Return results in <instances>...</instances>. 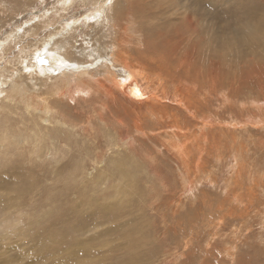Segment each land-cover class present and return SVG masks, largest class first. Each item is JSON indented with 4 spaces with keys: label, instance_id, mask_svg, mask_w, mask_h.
I'll list each match as a JSON object with an SVG mask.
<instances>
[{
    "label": "rangeland",
    "instance_id": "rangeland-1",
    "mask_svg": "<svg viewBox=\"0 0 264 264\" xmlns=\"http://www.w3.org/2000/svg\"><path fill=\"white\" fill-rule=\"evenodd\" d=\"M57 1L0 0V45L14 35L0 48V138L11 135L0 147V264H264V0H126L124 48L133 62L144 53L154 87L189 108L107 96L78 75L82 93L52 96L45 115L37 98L8 100L15 78L37 74L45 96L68 91L74 73L45 80L53 44L40 66L17 60L54 36L63 43L65 23L97 10L64 0L68 12L46 22ZM88 27L69 31L87 34L73 46L92 33L95 46L120 40L113 25ZM173 125L189 139L181 155Z\"/></svg>",
    "mask_w": 264,
    "mask_h": 264
},
{
    "label": "bare ground",
    "instance_id": "bare-ground-1",
    "mask_svg": "<svg viewBox=\"0 0 264 264\" xmlns=\"http://www.w3.org/2000/svg\"><path fill=\"white\" fill-rule=\"evenodd\" d=\"M60 1H61V3H60ZM257 1H259V2L261 1V3H263V0H257ZM72 2H74V0H72ZM59 3H60V6H59ZM79 3L81 5H83L84 7L86 6V10L87 9L91 10V8L92 9L97 8V10H91L89 13H86V14L79 16V17L73 16V19L71 22L65 23L64 26L67 29L65 30V28H63L60 30V33L63 35V37H62L63 43L60 44V43L54 42L52 40L56 37V36H54L50 40V42L48 40H46L43 43V47H38V48L32 47L33 49H30V52L27 51L25 53H22V55H20V56L18 55L20 58L17 60L18 64H20L21 62L24 63L27 66L26 70L28 71V69L31 67L29 65V61L31 58H33L35 61V64L32 63V66H35V67L40 66L45 54L47 53V51H50L49 47L52 44L57 46L54 49H52L50 52H48V54L46 55V56L54 57L53 58L54 65L52 64V66H50V64H47V66H46L47 71L42 72V74L46 75L45 80H47L49 77L51 78V73H56L59 76H63V75L68 76V75L74 73L73 74V81L69 85L70 89H68V91L64 92L63 87H60L58 84H55L56 88L58 90H61V92H59L57 89L56 90L51 89L50 91L48 90L47 92H44L46 94L44 96V95L40 94L41 87H39V84L37 82V79H38L37 74H34V75L27 74V76L26 75L25 76L20 75V77L22 78L21 83H19V81L15 78V82L12 85L13 86L12 88L14 90L13 93H16V94H14V95L10 94L11 96L9 95L10 97L8 100L13 101L18 96V94H22L24 96V99H31V102L27 103V105L29 107H33V106L38 107V103L36 102V98H37L43 104L42 109H46V112H44V114L48 115V111H52L55 108V107H53V104L55 102H57L56 99H54L55 102H53V100H50V98L52 96L56 98V95L58 94V95H63V97H61L62 99L71 98V100H74L78 97L77 95L82 93V91H79V89H77V87L75 88V82H76L77 77L79 75V76L83 77V78H78L79 80L82 81V83L85 84L88 82L86 85H88V84H89V86L92 85V86H90V88H94V87L98 86V88H101L102 92L104 91V92L108 93L107 96L111 95L114 97L113 93H115L116 91H118V93H120V92L123 93V91H126V92L130 93V95H133L135 98H137V99L140 98L136 101H140L141 103L150 102V101L151 102L152 101L153 102H160V101L163 102L164 100L169 99V101L172 100V103H176L178 105H181L186 109L189 108L188 104L185 103L184 97L180 96L179 94H176L173 98L169 97L171 94L168 97H166V96H163L156 87H154L155 83H160L161 78L159 76H158L159 77L158 79L154 78L150 71L144 69V68H146V69L148 68L144 65H150L145 60L146 57H144L145 56L144 53L140 52L141 56L139 57V59H137V56H136L135 57L136 62H133V60L131 59L133 56L132 55L129 56L128 49L126 50L124 48V47H127V44L129 43L128 41L126 43V40H130V38H133L132 36L129 35L130 38L128 37L129 39H127L125 37L126 34L124 35V33H127V31H128L127 29L130 27L129 26L130 23L127 25H124L125 22H121L119 20V18L121 17V15H120L121 14V8L120 7L121 6L127 7L126 0H80ZM53 9H54L53 13H50L51 9L47 8L45 10V12L42 14L41 17L48 15L46 22L51 21L53 14H56V13H58V14L61 13V17H62L66 12H68V10L70 8L68 7L67 4L65 5L64 0H58L57 1V7L53 8ZM77 15H81V14H77ZM58 17H60V15H58ZM70 17H72V16H70ZM67 19L68 18H66V19L62 18V20L68 21ZM104 19H107V20L105 22H103ZM91 20L93 21V24H92ZM81 22L82 23L85 22L86 24H88L89 27L87 29H89L91 31V33L97 27H104L106 29L108 26L113 25L115 34L118 36L120 34V40L116 41V44L114 43V44L110 45L111 49L108 48L109 47L108 45L102 46V44H99V46H95L94 44H90V41L94 40L93 33H92L89 35L90 38L88 39V41L86 43H84V44L81 43V45L79 47L76 45L73 46V42H72L73 40H75L76 44H77L79 41L78 38L86 39V36H87L86 33H82L81 35L78 36V38L73 37L72 35L68 34L70 30L74 29ZM255 24H256V27H258L257 23H255ZM109 28L110 27H108L106 30H108ZM37 29L38 28L34 25V26L30 27L27 31L33 32L34 30H37ZM77 29H79V28H77ZM77 29H74V30H77ZM136 30L138 33L141 31L139 27ZM151 32L153 33V30H151ZM138 33H134L136 37L139 36ZM162 35H164V34H160V37ZM13 36L14 35H11L7 40H5L0 45V48L1 49H7L6 47L8 46L7 45L8 41H10ZM162 41L164 44L166 43L164 41V38ZM131 42H132V40H131ZM132 43H134V42H132ZM141 43H144V42H141ZM66 44L67 45L70 44V45L67 46ZM137 44L139 45V42H137ZM156 46H158V45H156ZM68 48H71L72 51L71 50L67 51ZM73 49H74V51H73ZM74 71H76V72H74ZM7 72H9L8 67H5V68L0 67V81L2 78L9 77V75H8L9 73H7ZM155 72H157V71H155ZM160 73H161V71H160ZM88 74L90 75V77L92 79L87 77ZM28 77H30L32 79L31 84H29V82L26 81V80H28ZM162 79H164V78H162ZM25 84L27 85L28 88L25 86ZM104 84L106 85V88L103 90L102 87L105 86ZM32 87L33 88L34 87L39 88L38 89L39 91H32L33 89L32 90L30 89ZM48 88H49V86H48ZM82 88L83 87H81V89ZM172 90H174V89L172 88ZM19 91H21V92H19ZM175 91L177 92V90H174V92ZM162 93H164V92H162ZM60 102L64 103V101H60ZM60 113H61L62 117L65 115L64 112H60ZM44 121L45 122L48 121V118H46ZM202 124H204V123H202ZM204 125H206V124H204ZM136 128L138 129V131L142 132L144 135L147 134L146 132H143L144 130L140 126H136ZM1 129H3V128H1ZM8 129H10V128L8 127ZM173 130L175 132L174 133L172 132V133L175 135V137L172 138V140L170 139L168 141H169L173 151L176 154L178 153L177 155H181V152H184V150H186L188 148L186 146L189 144V142H188L189 139H183V136L176 132L177 131V125H173ZM4 132L7 135L5 134L2 136V138H0L1 139L0 140V147H3L4 145H6V144H3L1 142H3L4 139L6 141V139L8 138V135H10V131L6 130ZM0 135H2V134H0ZM13 138H15V136ZM16 140H14V141H16ZM27 140H29V139H26V143L28 142ZM36 140H38V137L34 136L33 139L29 140V141H31V143H35ZM11 141H10V143H11ZM204 141H205V138H204ZM182 160H184V159H182ZM250 202H252V201H250ZM245 213L248 215L247 212H245ZM231 214H232L231 217L233 219L234 213H231Z\"/></svg>",
    "mask_w": 264,
    "mask_h": 264
}]
</instances>
